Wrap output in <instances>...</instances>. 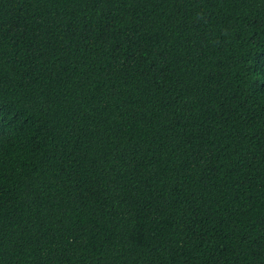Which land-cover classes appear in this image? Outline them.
<instances>
[{
	"label": "trees",
	"instance_id": "1",
	"mask_svg": "<svg viewBox=\"0 0 264 264\" xmlns=\"http://www.w3.org/2000/svg\"><path fill=\"white\" fill-rule=\"evenodd\" d=\"M0 264H264V0H0Z\"/></svg>",
	"mask_w": 264,
	"mask_h": 264
},
{
	"label": "clouds",
	"instance_id": "2",
	"mask_svg": "<svg viewBox=\"0 0 264 264\" xmlns=\"http://www.w3.org/2000/svg\"><path fill=\"white\" fill-rule=\"evenodd\" d=\"M199 19H203V14H201V16L199 17ZM223 35H227V32L225 31V32L223 33Z\"/></svg>",
	"mask_w": 264,
	"mask_h": 264
}]
</instances>
